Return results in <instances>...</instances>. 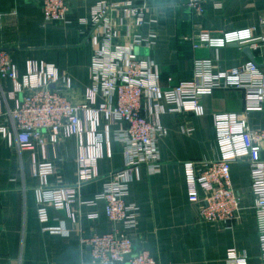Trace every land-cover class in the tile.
<instances>
[{
	"label": "crops",
	"instance_id": "obj_1",
	"mask_svg": "<svg viewBox=\"0 0 264 264\" xmlns=\"http://www.w3.org/2000/svg\"><path fill=\"white\" fill-rule=\"evenodd\" d=\"M188 1L149 2L147 20L157 21L154 28L158 41L152 52L141 49L137 53L151 57L153 71L159 75L164 89L194 81L196 60L210 61L214 74L221 80H225L229 70L252 61L246 48L237 45L221 50L195 49L193 40L201 31L217 36L248 30L254 38L264 36V0H204L201 15ZM128 2L140 5L143 0H67L68 21L48 23L39 0H0V51L11 54L20 76L26 74L29 62L55 66L71 81L72 90L67 96L76 104L82 103L85 91L91 87L93 54L102 45L103 27L92 24V9L99 3ZM111 18L120 28L122 13L115 12ZM128 25L134 35L147 30V27L138 29ZM127 43L123 35L116 40V45ZM251 55L264 72V50L251 51ZM0 83L4 89L12 91L11 81L0 78ZM99 103H105L102 96ZM200 104L204 115L199 117L172 114L170 107L163 103L159 164L154 170L143 167L138 175H133L126 198L127 204H134L141 211L133 237L135 253L145 250L160 264H226L228 252L236 250L247 257L248 264H263L247 161L231 166V186L240 199V219L231 227L200 221L198 206L189 202L185 164L202 166L218 161L214 116L242 113L245 108L243 93L231 89L215 90L211 96L202 97ZM144 105L149 115L148 99ZM15 106L11 101L10 107ZM3 110H6L5 105ZM2 122L0 120V125ZM107 122L103 120L101 131ZM248 123L253 128H264V110L248 115ZM120 127L109 122V147L104 142L103 158L98 165L101 179L84 187L86 200L102 192L106 178L125 167V148L116 139ZM77 155L75 139L63 141L58 152L49 146L48 160L55 166L50 185L76 182ZM42 161L40 149L20 151L15 138L9 142L0 136V264H90L89 250H82L81 238L109 234L119 231L121 226L109 222L104 203L98 202L92 208L74 206V219L65 211L48 207L46 226L62 228L65 232L58 235L43 232L36 201L40 183L32 174L33 166ZM91 216L96 218L91 219Z\"/></svg>",
	"mask_w": 264,
	"mask_h": 264
},
{
	"label": "built area",
	"instance_id": "obj_2",
	"mask_svg": "<svg viewBox=\"0 0 264 264\" xmlns=\"http://www.w3.org/2000/svg\"><path fill=\"white\" fill-rule=\"evenodd\" d=\"M45 21L67 22V0H39ZM151 0L140 5L99 3L92 9V24L102 26V45L95 51L91 62V87L84 93L82 103H74L67 96L72 84L65 73L55 66L29 62L27 72L20 76L11 54L0 51V78L12 82V91L0 83V136L12 142L16 139L20 151L40 149L43 161L33 166L32 174L40 183L36 191L38 217L43 232L63 234L62 228L46 226V209L65 211L74 219L76 205L95 207L103 202L109 222L121 226L109 234H94L81 238L82 250H89L90 264H160L156 257L143 250L135 253L133 237L138 230L140 208L127 204L133 175L143 167L154 170L159 164L158 142L162 137L159 124L165 113L163 103L172 114L188 113L203 116L200 99L211 96L215 90H238L244 95L242 113H223L214 116L218 161L202 166L185 164L188 199L198 206L200 221L231 227L240 219V199L232 189L231 166L247 161L250 166L253 213L257 225L260 257L264 264V128H253L248 115L264 110V72L256 62L249 61L229 70L225 80L213 72L208 60L193 64L195 80L162 88L159 75L153 71L151 57H141L137 50L152 52L158 41L154 26L157 21L147 20ZM204 0H189L188 5L197 13H204ZM122 13L118 28L112 14ZM146 28L132 34L130 25ZM264 25V21L262 22ZM125 36L129 43L116 45ZM184 40H188L184 38ZM232 45L264 50V36L254 38L250 31L225 32L215 36L201 31L193 40V47L221 50ZM21 96V99L19 97ZM105 100L99 103L100 97ZM148 99L150 114L144 103ZM13 101L16 106L10 107ZM4 105L6 110L4 111ZM108 123L103 127V120ZM109 122L119 124L116 139L125 148V167L106 178L104 190L91 200L83 196V189L99 179L98 165L103 158V144L109 147ZM75 139L78 155L75 160L76 182L72 185L52 186L49 179L55 173L48 160L49 146L58 152L61 143ZM91 216V219H95ZM226 264H248L247 257L230 250Z\"/></svg>",
	"mask_w": 264,
	"mask_h": 264
},
{
	"label": "water",
	"instance_id": "obj_3",
	"mask_svg": "<svg viewBox=\"0 0 264 264\" xmlns=\"http://www.w3.org/2000/svg\"><path fill=\"white\" fill-rule=\"evenodd\" d=\"M246 53L250 56V59L252 60V62H255L254 61V59H253V57H252V55H251V51H250V49L249 48H246Z\"/></svg>",
	"mask_w": 264,
	"mask_h": 264
}]
</instances>
